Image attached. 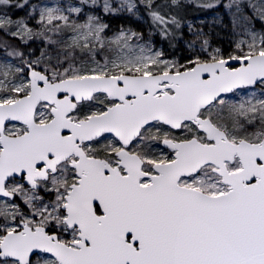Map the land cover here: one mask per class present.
Returning a JSON list of instances; mask_svg holds the SVG:
<instances>
[{"label": "snow or ice", "instance_id": "snow-or-ice-1", "mask_svg": "<svg viewBox=\"0 0 264 264\" xmlns=\"http://www.w3.org/2000/svg\"><path fill=\"white\" fill-rule=\"evenodd\" d=\"M200 6L229 49L185 0H0V264H264V0Z\"/></svg>", "mask_w": 264, "mask_h": 264}, {"label": "rangeland", "instance_id": "rangeland-1", "mask_svg": "<svg viewBox=\"0 0 264 264\" xmlns=\"http://www.w3.org/2000/svg\"><path fill=\"white\" fill-rule=\"evenodd\" d=\"M36 2L39 3L41 0H36ZM43 2L49 5H55L57 3H78V0H43ZM206 2H208V0H185V7L180 11V17L183 20L185 29L189 24L193 25L196 29H202L209 37L213 46L229 49L235 39L229 15L223 8H205L200 6L202 3ZM187 6L190 7V9L192 7V9L188 10L186 8ZM187 10L189 12L186 13L185 11ZM110 22L113 27L123 24L143 31L145 35L150 31L151 25L150 18L146 14L141 20H135L128 17L127 14H124L121 17L111 19ZM9 38L13 39L11 37ZM153 43L157 50L163 49L169 59L182 58L189 55L182 44H177L176 48H172L166 41L162 40L158 34L153 36ZM35 44L39 46L40 42L37 41L32 45ZM0 55H3V52H0Z\"/></svg>", "mask_w": 264, "mask_h": 264}, {"label": "trees", "instance_id": "trees-1", "mask_svg": "<svg viewBox=\"0 0 264 264\" xmlns=\"http://www.w3.org/2000/svg\"><path fill=\"white\" fill-rule=\"evenodd\" d=\"M188 10H191L190 7H186ZM185 11L186 13L189 11ZM184 14V13H183ZM9 39V42L13 45V46H18L20 50L25 51L26 53H30L31 55L29 57L34 58L36 55L39 54V46L35 45H31V48L29 47V45H24L22 44L19 40L16 39ZM9 51H11V49H9ZM0 52H3L2 49H0Z\"/></svg>", "mask_w": 264, "mask_h": 264}]
</instances>
